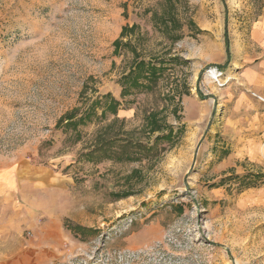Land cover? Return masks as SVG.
<instances>
[{"label":"rangeland","instance_id":"obj_1","mask_svg":"<svg viewBox=\"0 0 264 264\" xmlns=\"http://www.w3.org/2000/svg\"><path fill=\"white\" fill-rule=\"evenodd\" d=\"M263 5L0 0V168L55 176L17 189L0 264H264V151L219 133Z\"/></svg>","mask_w":264,"mask_h":264},{"label":"crops","instance_id":"obj_2","mask_svg":"<svg viewBox=\"0 0 264 264\" xmlns=\"http://www.w3.org/2000/svg\"><path fill=\"white\" fill-rule=\"evenodd\" d=\"M244 38L239 40L238 47V83H224L220 88L224 120L219 133L226 136L225 144L231 151H264V5ZM233 53L231 46V57ZM233 156L238 155L234 152ZM11 166L8 163L0 168V254L8 257L11 239L23 237L24 223H29L22 216L21 205L15 203L16 197L24 195L17 189L26 182H48L55 177L51 173L40 176L34 173L37 179L30 175L19 176L12 172ZM16 206L20 208L17 211Z\"/></svg>","mask_w":264,"mask_h":264},{"label":"trees","instance_id":"obj_3","mask_svg":"<svg viewBox=\"0 0 264 264\" xmlns=\"http://www.w3.org/2000/svg\"><path fill=\"white\" fill-rule=\"evenodd\" d=\"M226 43L228 45V41H226ZM160 68H163V67H161V65L155 67L154 64H152L151 62H147V61H145L143 59L139 60L134 65V69L129 71V73H131V74L128 73V74L125 75V76H127V75L129 76L130 75V78L127 79L125 82H127L129 85L140 86V87L147 86L148 84L150 85L151 83H155L157 81V79L160 77V75L162 74L160 71H158V69H160ZM139 76H141V77H139ZM140 78H143V80L145 82L141 83L139 81ZM115 103L117 104V101L113 100V104L114 105H115ZM153 117H154L153 114H151L150 115V119H152ZM172 131L173 130H168L166 136L171 135L170 133Z\"/></svg>","mask_w":264,"mask_h":264},{"label":"water","instance_id":"obj_4","mask_svg":"<svg viewBox=\"0 0 264 264\" xmlns=\"http://www.w3.org/2000/svg\"><path fill=\"white\" fill-rule=\"evenodd\" d=\"M225 37H226V40H228L227 31H225ZM226 50H227V58L229 59L230 56H229V52H228V46L226 47ZM204 97H207V95H205Z\"/></svg>","mask_w":264,"mask_h":264},{"label":"bare ground","instance_id":"obj_5","mask_svg":"<svg viewBox=\"0 0 264 264\" xmlns=\"http://www.w3.org/2000/svg\"><path fill=\"white\" fill-rule=\"evenodd\" d=\"M212 73H214V72H212Z\"/></svg>","mask_w":264,"mask_h":264}]
</instances>
